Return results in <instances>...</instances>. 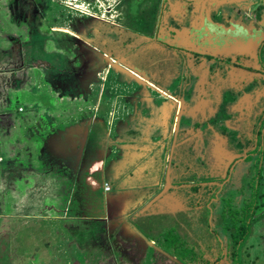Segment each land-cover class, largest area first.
<instances>
[{
    "label": "rangeland",
    "instance_id": "rangeland-1",
    "mask_svg": "<svg viewBox=\"0 0 264 264\" xmlns=\"http://www.w3.org/2000/svg\"><path fill=\"white\" fill-rule=\"evenodd\" d=\"M28 1L13 4L18 8L11 11L15 22L16 14L29 13ZM38 1L42 10L34 3L28 15L30 37L37 40L29 42L31 60H40L38 34L45 28L57 39L71 37V52L63 54L75 66L74 78L65 80L66 91L54 93H82L74 100L83 98L88 108L69 110L75 115L58 124L73 133L66 143L53 139L63 162L48 169L50 178L39 172L35 160L44 156L37 157L38 147L28 142L29 129L24 140L17 139V125L0 117V133L5 123L11 139L0 147V264L178 262L176 246L161 240L162 229L156 226L162 215L189 211L199 199V209L211 197L220 202L251 175L252 163L236 155L252 138L251 123L264 120V0L131 1V15L124 0ZM167 1L177 5L176 14L168 15L182 18L178 34L186 37L169 36L171 19L163 15L159 20ZM8 4L0 1V52L10 53L0 56L2 80L5 72L20 68L21 51L29 50H20L16 32L26 28L10 21ZM44 6L49 7L45 13ZM153 10H158L155 19ZM199 16L205 20L198 26ZM38 89L36 97L47 104L52 87L41 82ZM0 101L4 107L15 100L6 95ZM28 101L23 96L18 104ZM21 108L18 113L24 112ZM91 125L96 127L87 134ZM222 131L226 144L219 143L226 139ZM70 141L85 145L79 150L73 142L70 149ZM18 158L33 160L29 166L35 169H24ZM258 165L264 167V158ZM167 173L171 186L154 201L166 186ZM219 175L225 179L219 190L203 193L201 176L217 180ZM65 182L71 187L68 197ZM193 188L201 189L199 195ZM261 192L255 237L264 235V180ZM39 197L44 205L38 203L28 215L24 201ZM62 205V216L51 213ZM257 243L264 252V241ZM258 256L257 262L264 260Z\"/></svg>",
    "mask_w": 264,
    "mask_h": 264
},
{
    "label": "trees",
    "instance_id": "trees-1",
    "mask_svg": "<svg viewBox=\"0 0 264 264\" xmlns=\"http://www.w3.org/2000/svg\"><path fill=\"white\" fill-rule=\"evenodd\" d=\"M10 1L12 2V4H8L11 14L10 21L16 24L17 27L25 26L26 28L24 31L22 30L16 32V35L18 34L19 36L18 41L20 44V50H23L22 48H29V50H27V54H25L24 51H21L20 58L22 62L20 68L13 70L12 72L9 71L10 73L5 72V78L7 79L2 80L4 77H1L0 79V95H2V98L0 99L4 100L7 95L9 98H14L17 104L14 109H12L10 106L15 101L13 103H9L8 105L6 104L4 107H0V117H7L5 119L10 121L11 127L15 124L17 125V139L22 138L24 140L25 137L30 134L31 140L28 138L29 136L27 137V140L30 144L34 145V148L38 147V149L35 151V153H37L36 156H44L43 159L38 158L35 160V162L39 163L40 171H38L42 172L40 173L42 178H50L47 177L48 169L51 172L57 168L56 161L63 162L61 151L56 152L58 149H60V146L54 148L51 145L53 139L58 136L56 140L61 141V143L65 141L66 143L68 138L67 136L73 133L70 131L69 134H66L64 131L65 127H60L58 129V124L68 120V117L75 115L71 114L69 110H79L82 108L86 109L88 108V105L85 103L83 98H80V100H74L76 99V95H79L80 93H75L73 91L74 94H65L68 98L59 97V95L54 93L55 90L58 92L66 91L68 86H63L65 80L68 81L69 79L74 78L75 66L73 67L71 64H69L68 59H66L63 54V52H71L73 39L71 37H66L65 35L62 36V38L57 39L58 37L56 38L51 35L48 30L49 28H45V31H42L38 34L39 39L41 40L40 49L42 50V54H40V60L35 59L32 61L30 56L31 47L29 46L32 41L37 40L30 37L34 32H31L28 26V23L30 22L28 21V15L31 14L30 11L32 10L34 3L39 4L40 9L42 10L41 3L38 0H29L28 2L32 4L31 7L28 6L29 13H23L25 16L22 14H16V19L18 22H15V18L12 19L11 11L14 8V10L18 9L15 6L18 2L15 3V1L20 0ZM127 1H129V3H127ZM131 1L142 2L141 0H126V3L128 4L126 5V8L128 9L130 15L134 11V9L129 6ZM26 2L27 1H24L23 3ZM262 2L260 5L264 4V1ZM22 5L25 6V4ZM47 10H49V7L44 6V13ZM157 12L158 10H153L150 16L155 19ZM168 12L169 11L162 8V11H160V14L158 15L159 20L163 15L167 19ZM179 31L180 28L174 24L172 25L171 23L170 28L168 29V35H173L174 37ZM262 47H264V45H262L261 48ZM34 49H37V47H34ZM5 54L10 53L5 51L0 52V56H5ZM81 54L84 53L81 52ZM55 58H58L60 61L54 60ZM206 58L208 60L211 59V57ZM38 74L42 76L40 81L37 80ZM16 81L18 82L16 83ZM41 82L49 83L52 87V91L50 90V92L51 94L54 93L53 95H48L46 100L47 104L45 105L39 101L40 98L36 97L39 92L38 85ZM23 96L27 97L29 100L25 106L18 104V99ZM0 105H3L2 101H0ZM22 106L25 109L24 112L18 113V109H20ZM262 114H264V111ZM55 123H57V127ZM4 124L1 128L3 129L4 135L2 132L0 133V147H4V141L7 142L8 140H11L7 138V135L5 134L7 132L8 126H4ZM251 125L253 126L251 131L252 138L249 139L243 150H241V152L236 155L237 159L243 160L244 156L246 159L243 160V162L252 163L249 167L251 175H249L247 180H244V182L241 184L242 187L238 191H233L231 196L222 199L220 202L214 199L211 201L213 197L209 198L206 202H204V207L202 206L201 209L197 207L199 200L201 199H197L198 202L195 201V207L189 211L186 210L185 212L180 211L171 215H162L163 218H160L157 222L156 226L158 230L162 229L161 240L175 245L176 250L179 252H177L178 262L173 261L174 264H264V260L258 262L256 261V258H259L258 255L262 256L264 259V252L262 249H257V247H259L257 239L264 241V235L255 237V229L257 227L258 221L262 217L256 216L255 214L258 208L261 206V187L263 186L264 180V167L262 168V166L258 165V162L261 164L263 163L264 158V120L261 118V120H258L257 122L255 121L253 124L251 123ZM95 127L96 126L91 125L90 128H87V134H89L91 129H95ZM27 129H29V134L26 132ZM74 132L77 133L76 130ZM222 133L224 136L227 135L225 131H222ZM60 136L61 139H59ZM12 138H15V135ZM225 138V140L224 138L220 139L219 143L226 144L227 137L225 136ZM73 142L75 143V146L79 148V150L85 145V142L79 144L78 141H70L71 146ZM20 148H22V146ZM72 148L73 146L70 147V149ZM56 154L58 155L57 157H55ZM231 156L228 157L227 160H229ZM59 159L61 160L58 161ZM32 161L33 160H25L22 162L21 159L18 158L17 162L20 164L22 162L25 165L24 169L32 171L35 169L32 168V166H29V163ZM224 180L225 179L219 175L217 180L215 178L201 176L199 181H202L201 186L203 188V193L207 192L208 194L212 189L215 192L218 191L219 184ZM227 183L230 184L229 181H227ZM63 186V194L68 197L71 188L70 184L65 182ZM192 190L197 191L193 192L197 196L199 195L198 193L201 189L193 188ZM43 200L44 199L39 197L24 201L25 204L29 205L28 207H23L28 209L25 212H28V215L32 216L34 210L38 209L36 208L38 203L44 205ZM65 203L66 202H64V205ZM64 205L60 206L62 207L61 209L59 207L58 212L53 211L51 213H54L56 216H62L65 209ZM206 205H208V207H206ZM0 215L4 216L2 215L1 210ZM147 231L149 233V229ZM145 240L153 242L152 239L146 238Z\"/></svg>",
    "mask_w": 264,
    "mask_h": 264
},
{
    "label": "crops",
    "instance_id": "crops-1",
    "mask_svg": "<svg viewBox=\"0 0 264 264\" xmlns=\"http://www.w3.org/2000/svg\"><path fill=\"white\" fill-rule=\"evenodd\" d=\"M164 3V2H163ZM162 3V4H163ZM203 3V2H202ZM163 9H166L167 11H169L170 13H172L173 12V14H176L175 12H176V10L178 9V7H177V5L175 4V3H170L169 1H167L166 2V5L163 7ZM168 12V13H169ZM171 15L172 17H170L169 15H168V18H170L171 19V21H170V23L169 24H171L172 23V25L174 24V25H176V26H179V25H182V24H184V22L182 21V18L181 17H179L178 15H177V17H174V16H176V15ZM198 26L199 25H201V23H203V21L205 20H203V17H201V16H199L198 18ZM181 33V32H180ZM179 33V34H180ZM178 34V33H177ZM178 34V35H179ZM181 34H183V37H186V35L182 32ZM177 35H175L174 37H176ZM231 48V47H230ZM200 54V53H199ZM202 54V53H201ZM227 67H229V68H232V69H234V70H238V71H240L241 73L243 72L242 70H240L239 68V66L237 65V64H230V65H227Z\"/></svg>",
    "mask_w": 264,
    "mask_h": 264
},
{
    "label": "water",
    "instance_id": "water-1",
    "mask_svg": "<svg viewBox=\"0 0 264 264\" xmlns=\"http://www.w3.org/2000/svg\"><path fill=\"white\" fill-rule=\"evenodd\" d=\"M226 168H227V166L224 168V172H226ZM165 183H166V186H165L164 190L154 199V201H156L157 199H159L170 188L171 184H170V181H169V175H168V173L166 175Z\"/></svg>",
    "mask_w": 264,
    "mask_h": 264
},
{
    "label": "built area",
    "instance_id": "built-area-1",
    "mask_svg": "<svg viewBox=\"0 0 264 264\" xmlns=\"http://www.w3.org/2000/svg\"><path fill=\"white\" fill-rule=\"evenodd\" d=\"M106 187H105V191L107 192L108 190H109V187H107V185H105Z\"/></svg>",
    "mask_w": 264,
    "mask_h": 264
},
{
    "label": "flooded vegetation",
    "instance_id": "flooded-vegetation-1",
    "mask_svg": "<svg viewBox=\"0 0 264 264\" xmlns=\"http://www.w3.org/2000/svg\"><path fill=\"white\" fill-rule=\"evenodd\" d=\"M126 3V1H124ZM127 4V3H126Z\"/></svg>",
    "mask_w": 264,
    "mask_h": 264
}]
</instances>
